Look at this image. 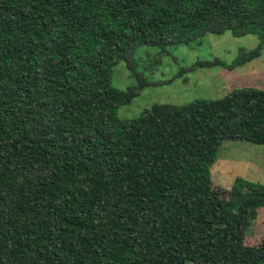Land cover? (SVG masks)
Listing matches in <instances>:
<instances>
[{
    "label": "trees",
    "instance_id": "1",
    "mask_svg": "<svg viewBox=\"0 0 264 264\" xmlns=\"http://www.w3.org/2000/svg\"><path fill=\"white\" fill-rule=\"evenodd\" d=\"M225 32L258 57L264 0H0V264H264V185L210 174L223 141L264 145V90L117 115L155 84L139 48Z\"/></svg>",
    "mask_w": 264,
    "mask_h": 264
},
{
    "label": "rangeland",
    "instance_id": "2",
    "mask_svg": "<svg viewBox=\"0 0 264 264\" xmlns=\"http://www.w3.org/2000/svg\"><path fill=\"white\" fill-rule=\"evenodd\" d=\"M261 43L255 34L234 37L207 34L189 43L168 49V55L158 57L157 50L139 48L134 55L138 73L155 84L140 91L130 104L120 107L117 115L128 118L140 114L154 103L184 104L195 99H214L229 91L253 87L264 90V42L260 55L250 61L233 65L240 53L253 50ZM219 60L223 65L196 66L197 61ZM112 83L120 89L136 83L131 70L124 63L113 70ZM213 187L229 189L236 178L264 185V145L240 140H225L217 151L210 168ZM264 237V207L250 221L247 231L249 243L258 244ZM189 264L197 263L194 260Z\"/></svg>",
    "mask_w": 264,
    "mask_h": 264
}]
</instances>
